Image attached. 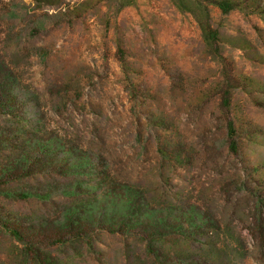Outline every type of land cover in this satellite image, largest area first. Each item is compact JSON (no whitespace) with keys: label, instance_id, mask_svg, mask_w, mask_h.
I'll list each match as a JSON object with an SVG mask.
<instances>
[{"label":"rangeland","instance_id":"374dc122","mask_svg":"<svg viewBox=\"0 0 264 264\" xmlns=\"http://www.w3.org/2000/svg\"><path fill=\"white\" fill-rule=\"evenodd\" d=\"M227 86L244 172L264 184V0H0V221L51 236L97 215L105 170L153 196L162 177L169 198L225 222L209 264H264L244 194L208 196L224 169L160 170V118L181 147L224 143ZM18 248L0 229V264H21ZM38 250L52 264H152L140 241L107 232Z\"/></svg>","mask_w":264,"mask_h":264},{"label":"trees","instance_id":"16d2710c","mask_svg":"<svg viewBox=\"0 0 264 264\" xmlns=\"http://www.w3.org/2000/svg\"><path fill=\"white\" fill-rule=\"evenodd\" d=\"M218 6L223 11H228L230 7L228 3ZM119 60L125 72L127 67L124 57ZM221 90L217 109L223 122L224 143L221 146L218 142L202 144L199 150L186 143L181 147L177 142L174 124L166 126L165 118H160L165 123L160 126L162 132L158 134L157 141L160 170H167L173 176L182 178L181 171L188 174L195 162L204 167L203 172L209 170L215 173L211 169H218L222 173L220 170L224 169L225 175L220 179L218 177L217 184L208 187V196L214 199L218 191H227L230 194V189H227L230 186L244 194L247 209L242 207L240 211L244 213L248 223L245 228L253 238H264V197L260 196L259 191V187H264V184H260L261 180L255 179L248 170L244 172L246 168L242 162V149L232 112L231 88L227 86ZM0 106L3 104L0 103ZM110 173L107 170L101 173L103 205H98L97 215L93 214L90 219H76L73 225L65 224V228H53L51 236L38 237L28 236L19 228L0 221L4 227L0 229L22 246L21 249L18 248L17 255L22 261L21 264H52L48 255L38 250V247L50 249L67 246L83 242L100 232L140 241L146 260L152 264H170V260H176V264H209L211 254L205 252L206 248L213 247L215 253L220 251L212 239L214 235L222 233L225 222L222 218L211 215L204 207L205 202L203 206L198 203L191 204L190 197L188 200H180L181 194L169 198L165 188L166 180L162 177V183L158 182L160 188L156 196H153L144 186L120 180ZM254 185L257 186L256 189L253 188ZM204 190L205 188L201 192L205 193ZM249 202L254 204L251 212ZM250 217L252 220H249Z\"/></svg>","mask_w":264,"mask_h":264}]
</instances>
